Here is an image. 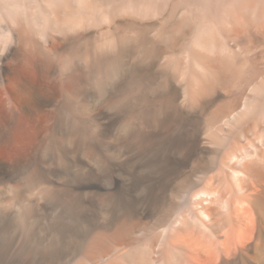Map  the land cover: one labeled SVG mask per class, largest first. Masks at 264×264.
Here are the masks:
<instances>
[{
  "label": "bare ground",
  "instance_id": "1",
  "mask_svg": "<svg viewBox=\"0 0 264 264\" xmlns=\"http://www.w3.org/2000/svg\"><path fill=\"white\" fill-rule=\"evenodd\" d=\"M0 151V264H264V0H0Z\"/></svg>",
  "mask_w": 264,
  "mask_h": 264
},
{
  "label": "rangeland",
  "instance_id": "2",
  "mask_svg": "<svg viewBox=\"0 0 264 264\" xmlns=\"http://www.w3.org/2000/svg\"><path fill=\"white\" fill-rule=\"evenodd\" d=\"M70 106H68V110H70ZM34 146V144H29L28 145V147L29 148H32ZM0 159H3V160H5V161H10V157H8L6 154H5V152H3V151H0Z\"/></svg>",
  "mask_w": 264,
  "mask_h": 264
}]
</instances>
